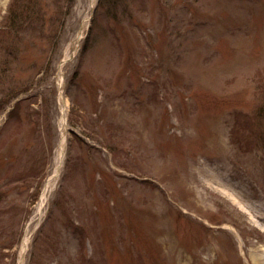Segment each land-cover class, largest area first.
<instances>
[{"label": "rangeland", "instance_id": "374dc122", "mask_svg": "<svg viewBox=\"0 0 264 264\" xmlns=\"http://www.w3.org/2000/svg\"><path fill=\"white\" fill-rule=\"evenodd\" d=\"M11 1L0 264H254L264 0Z\"/></svg>", "mask_w": 264, "mask_h": 264}, {"label": "bare ground", "instance_id": "6f19581e", "mask_svg": "<svg viewBox=\"0 0 264 264\" xmlns=\"http://www.w3.org/2000/svg\"><path fill=\"white\" fill-rule=\"evenodd\" d=\"M60 101H63V98H62L61 95H60ZM62 112H63V116H62L63 119L62 120H63V122H65L66 121V116L64 115L66 113V106L65 105H63V107H62ZM65 138L66 137L63 136L62 141H61V145H60V154L59 155H60L61 160L64 157ZM59 168H60V166L58 167V169L56 171V174L52 175L49 178V180H48V182H47V184L45 186L44 193H43V195L41 197V203H40L41 206L44 205V203H45L46 196L49 193L50 188H51L50 186L53 183V181L56 179V177H57V175L59 173ZM260 212H262V211L260 210ZM27 244H28V236L25 237L24 246H23V251L22 252L25 251ZM254 261H256L254 264H264V248L263 247L260 248V251L258 250V252H257V254H256L255 258H254Z\"/></svg>", "mask_w": 264, "mask_h": 264}, {"label": "trees", "instance_id": "16d2710c", "mask_svg": "<svg viewBox=\"0 0 264 264\" xmlns=\"http://www.w3.org/2000/svg\"><path fill=\"white\" fill-rule=\"evenodd\" d=\"M21 0H12L11 1V6H10V24L15 25L16 28V23L19 22L20 17H21V13L19 9H16V5L18 2H20ZM19 4V3H18Z\"/></svg>", "mask_w": 264, "mask_h": 264}]
</instances>
